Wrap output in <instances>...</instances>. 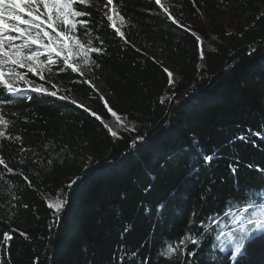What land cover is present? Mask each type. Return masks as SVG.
Masks as SVG:
<instances>
[{
    "label": "trees",
    "instance_id": "1",
    "mask_svg": "<svg viewBox=\"0 0 264 264\" xmlns=\"http://www.w3.org/2000/svg\"><path fill=\"white\" fill-rule=\"evenodd\" d=\"M161 3L179 24L155 0H114L123 39L88 8L99 67L54 66L47 83L28 73L83 107L31 92L0 105L11 121L0 158L13 169L0 165V264H231L216 251L239 217L229 202L264 191V0ZM60 199L57 219L47 205ZM169 244L171 261L159 255ZM244 260L264 264V246Z\"/></svg>",
    "mask_w": 264,
    "mask_h": 264
},
{
    "label": "snow or ice",
    "instance_id": "2",
    "mask_svg": "<svg viewBox=\"0 0 264 264\" xmlns=\"http://www.w3.org/2000/svg\"><path fill=\"white\" fill-rule=\"evenodd\" d=\"M155 3L164 10L174 24H179V21L168 12V8L161 3V0H155ZM90 7L101 12L102 19L106 17L107 21L112 22L110 27L122 39L124 38V33L113 21V15H115L120 20L121 27L125 24L124 17L120 15L119 7L114 4V0H0V95L5 96V99L0 100V105L7 106L20 99H31L27 95L31 92L83 107L76 100L70 99L69 96L58 95L59 89L56 84H52L54 90H49L43 83H35L29 79L28 73L38 76L39 80L47 83L53 73L54 66L60 72L71 70V73H78L81 77L84 76L85 68L91 71L93 65L99 67L96 60L90 56V53H99L102 50L100 47L93 46L91 32L94 29L89 27L93 15L92 12L88 11ZM83 17H88V19H80ZM80 29L83 30V35L88 37L86 41H82L76 34ZM97 39L99 38L97 37ZM127 42L125 40V43ZM100 43L103 44V40H100ZM200 55L203 59V50H201ZM41 57H46V59L41 60ZM165 71L168 70L165 69ZM45 72L48 73V77L45 76ZM172 75L168 71L170 84L172 83ZM21 82L28 87H21ZM12 97L17 98V100L11 99ZM84 111L89 110L85 107ZM92 115L96 114L92 113ZM97 119L100 118L97 117ZM10 124L11 121L5 118L3 110L0 109V149L3 147L2 141L4 139H11L10 135H6V130ZM105 127L108 125L105 124ZM109 131L114 137L117 135L111 128ZM254 135L264 139V132H256ZM237 139L242 142L249 141V137L243 135L238 136ZM15 140L22 142V137L16 136ZM251 142L253 146H257L255 141ZM20 150L25 151L26 149L21 147ZM213 159L214 157L211 155L203 157L204 162L208 164ZM48 163L51 164L52 161ZM0 165L7 173L13 172V169L8 167L3 158H0ZM229 167L232 169L233 175H236L237 169L233 165H229ZM255 170L264 173V168H256ZM75 183L76 181L73 180L68 186L71 187ZM207 196L209 198L212 196L211 189L207 191ZM248 196H254V198H245L242 194L233 198L234 200H243V207L229 202L230 207L237 208L236 216L240 217L239 223L241 225L246 223L250 226H241L234 230L232 239L229 241L233 244L228 257L231 264H247L244 258L248 248L257 243L264 246V191L256 194L249 193ZM12 198L15 199V196ZM258 200L260 203H257ZM65 203V200L60 199L48 203L47 206L54 210L57 219H59V214ZM257 208L259 211H256ZM11 239L12 237L6 233L3 245L10 246L9 241ZM188 241L193 244L199 243L198 240L191 237H186L181 243L185 244ZM221 251H224L223 247H221ZM177 253L178 248L169 244L159 252V255L165 260L171 261ZM142 264H147V261L142 262Z\"/></svg>",
    "mask_w": 264,
    "mask_h": 264
},
{
    "label": "rangeland",
    "instance_id": "3",
    "mask_svg": "<svg viewBox=\"0 0 264 264\" xmlns=\"http://www.w3.org/2000/svg\"><path fill=\"white\" fill-rule=\"evenodd\" d=\"M44 59H46V57H41V60H44ZM256 211H259V208H257ZM239 221H240V217H237L234 221H232V222L227 224L229 232L227 234L222 235L218 239V242H217V245H216V248H218V250H216V251H218V252H220L222 254L227 252V251H232L233 244L230 243L229 241L232 239V234H233L234 230L236 228L241 227V226L250 227L246 223L244 225H241L239 223ZM221 247H223L224 251H221Z\"/></svg>",
    "mask_w": 264,
    "mask_h": 264
},
{
    "label": "water",
    "instance_id": "4",
    "mask_svg": "<svg viewBox=\"0 0 264 264\" xmlns=\"http://www.w3.org/2000/svg\"><path fill=\"white\" fill-rule=\"evenodd\" d=\"M67 207H68V203H67V205H66V208H65V210L67 209Z\"/></svg>",
    "mask_w": 264,
    "mask_h": 264
}]
</instances>
